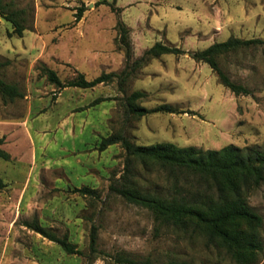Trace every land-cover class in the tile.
<instances>
[{"label":"rangeland","instance_id":"374dc122","mask_svg":"<svg viewBox=\"0 0 264 264\" xmlns=\"http://www.w3.org/2000/svg\"><path fill=\"white\" fill-rule=\"evenodd\" d=\"M25 11L22 36L0 17V78L16 85L22 98L0 99V137L10 160L0 159V264H117L118 254L156 263L236 264L201 236L157 223L153 215L112 193L124 170L119 145L99 151L101 137L124 132L137 145L171 142L218 150L227 145L264 149V45L220 59L229 78L251 95L235 96L211 68L189 52L233 36L264 40V0H116L119 13L99 0H1ZM83 8L82 17L74 15ZM130 30L132 60L160 42L186 53L152 59L127 79L91 89L51 84L45 69L62 82L82 73L92 80L125 67L116 23ZM140 90L146 108L169 104L179 114L153 113L126 120L119 99ZM1 98V97H0ZM97 98H109L89 106ZM117 99V100H116ZM140 190L167 194L168 175L136 165ZM88 187L96 194L81 196ZM248 204L263 219L264 184L250 192ZM36 223L68 241L84 255L62 248L27 228ZM97 228V252L90 254L89 232Z\"/></svg>","mask_w":264,"mask_h":264},{"label":"trees","instance_id":"16d2710c","mask_svg":"<svg viewBox=\"0 0 264 264\" xmlns=\"http://www.w3.org/2000/svg\"><path fill=\"white\" fill-rule=\"evenodd\" d=\"M96 5H107L119 13L116 0H99ZM84 9L79 8L74 15L78 22ZM0 17L9 22L12 34L22 36L25 28V11L13 9L0 0ZM118 44L124 53L125 67L120 72L102 73L92 80H87L82 73L62 82L55 71L45 69L48 81L58 89L80 88L91 89L99 84L116 81L123 92V85L136 70L141 69L152 59L162 55H182L186 52L176 46L157 42L147 49L143 55L132 60V48L129 28L121 21L116 23ZM264 45L262 39H240L229 37L223 42H216L205 49L189 52L196 62L207 64L215 73L218 82L235 96L251 95L252 91L243 84L232 81L220 66V59L228 54L258 48ZM7 64L0 62V68ZM0 99L4 103L22 98L23 94L14 84L0 78ZM148 97L144 91L136 90L119 99L126 120L141 118L155 113L179 114L169 104H160L146 108L139 104ZM109 98H97L89 106H95ZM117 100V99H116ZM4 139H0V159L10 160V155L1 148ZM119 145L125 152L124 170L119 179L109 189L119 195L127 203L149 211L154 220L164 226L173 227L185 232H192L205 239L208 245L223 249L236 264H255L263 250L259 230L263 225L262 217L248 204L250 192L264 184V149L238 148L227 145L218 150H203L193 146L179 147L171 142L153 145H137L124 132H114L101 137L98 150L104 151L109 146ZM136 165L142 168H156L165 172L170 184V192L156 194L140 190L134 177ZM5 184L0 178V189ZM74 193L91 196L94 189L82 187L74 189ZM24 225L43 237L58 244L68 255H84V253L68 241L67 236L57 237L46 232L36 223L25 222ZM97 228L91 227L89 234V252H97ZM117 264H160L149 258L134 259L123 254L115 257ZM161 264H184L169 261ZM186 264V263H185Z\"/></svg>","mask_w":264,"mask_h":264},{"label":"crops","instance_id":"0c3cea01","mask_svg":"<svg viewBox=\"0 0 264 264\" xmlns=\"http://www.w3.org/2000/svg\"><path fill=\"white\" fill-rule=\"evenodd\" d=\"M1 138H3V139H4V137H3V136H1V137H0V139H1ZM2 145H3V144H2ZM2 145H1V147H2ZM5 162H8V161H5Z\"/></svg>","mask_w":264,"mask_h":264}]
</instances>
